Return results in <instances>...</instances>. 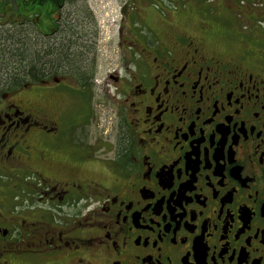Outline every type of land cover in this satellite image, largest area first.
Masks as SVG:
<instances>
[{
    "label": "flooded vegetation",
    "instance_id": "flooded-vegetation-1",
    "mask_svg": "<svg viewBox=\"0 0 264 264\" xmlns=\"http://www.w3.org/2000/svg\"><path fill=\"white\" fill-rule=\"evenodd\" d=\"M230 1L120 43L111 132L96 78L0 93V264H264V0Z\"/></svg>",
    "mask_w": 264,
    "mask_h": 264
},
{
    "label": "rangeland",
    "instance_id": "rangeland-1",
    "mask_svg": "<svg viewBox=\"0 0 264 264\" xmlns=\"http://www.w3.org/2000/svg\"><path fill=\"white\" fill-rule=\"evenodd\" d=\"M199 0H77L75 3L67 4L60 12L57 11L53 18L66 20L65 26H61V30L56 32L50 38L38 33L34 26L26 25V40L35 35L36 39L32 43H36L41 48L50 43L55 44L56 40L72 36L73 30L78 33L79 41L75 44L87 46L86 54L90 59L96 57L95 78L98 81L94 84V116L92 127L93 134L99 133L102 123L109 126V132L112 129L114 117V103L108 97V92L102 88L103 83L108 81L107 74L115 68L117 56L120 54L121 42L126 44L127 40H133V29L141 32L143 38L156 39L158 36L162 41L170 43L171 33H185L189 35L198 34L197 27L199 25V8L210 6L209 11L227 12L232 5L230 0H207L210 4H199ZM11 2V1H9ZM199 4V5H198ZM244 3L243 5H246ZM198 5V8H197ZM200 6V7H199ZM196 7V9H194ZM178 10V14L173 11ZM197 11V15L195 13ZM45 13V12H44ZM8 17V16H4ZM238 19L246 20V17L239 15ZM208 21V19L206 18ZM42 30H48L53 27V23L49 21L48 14L42 16L39 21ZM64 23V22H62ZM123 31L122 36H120ZM43 32V31H42ZM95 32L97 35H95ZM128 33V34H127ZM218 40L224 37L223 27H218L215 31ZM76 36V37H77ZM142 38V36H140ZM213 37V38H215ZM44 44V45H43ZM34 45V46H36ZM4 72L0 71L1 74ZM52 83H55L51 81ZM111 82V90H113V81ZM74 79H66L65 84L74 85ZM51 84V83H50ZM54 85V84H51ZM64 86V85H63ZM19 91V90H18ZM20 94V93H18ZM18 94L11 95L18 97ZM32 101L39 103L40 99L31 96ZM57 100V98H56ZM64 104L66 102L64 101ZM67 118L75 119L77 111L74 108H67ZM97 122L100 126H97ZM98 127V130L96 129Z\"/></svg>",
    "mask_w": 264,
    "mask_h": 264
},
{
    "label": "trees",
    "instance_id": "trees-1",
    "mask_svg": "<svg viewBox=\"0 0 264 264\" xmlns=\"http://www.w3.org/2000/svg\"><path fill=\"white\" fill-rule=\"evenodd\" d=\"M76 1L0 0V71L4 72L0 77V93L60 75H66L80 84L92 82L96 73V57L90 59L86 55L89 53L86 45L75 44L79 41L77 32L73 30L72 36L66 38L65 35L55 44H51L50 40L45 43L48 44L45 48L32 43L36 39L35 35L26 40L23 36L28 24L34 26L44 38H50L67 22L62 20L63 17L54 19V14ZM45 14H48L53 27L43 33L39 21Z\"/></svg>",
    "mask_w": 264,
    "mask_h": 264
}]
</instances>
